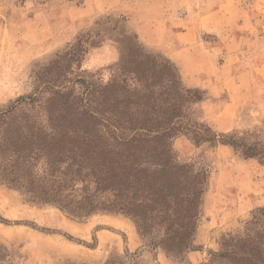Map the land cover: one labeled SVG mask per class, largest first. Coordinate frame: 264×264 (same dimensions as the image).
Masks as SVG:
<instances>
[{"label":"trees","instance_id":"trees-1","mask_svg":"<svg viewBox=\"0 0 264 264\" xmlns=\"http://www.w3.org/2000/svg\"><path fill=\"white\" fill-rule=\"evenodd\" d=\"M126 23L113 14L95 20L37 75L42 82L35 93L0 108V184L79 222L96 214L123 215L143 248L182 261L198 250L211 173L201 156L228 146L264 168V141L257 130L217 133L196 117L193 107L205 91L185 87L175 64L147 53ZM107 42L120 55L111 78L73 79V65L79 69L90 49ZM180 136L205 149L201 160H181L173 147ZM218 245L208 252V264H264V208L254 210L241 229L221 235ZM125 251L103 264H139L126 260ZM15 256L0 244V264H15Z\"/></svg>","mask_w":264,"mask_h":264},{"label":"rangeland","instance_id":"rangeland-1","mask_svg":"<svg viewBox=\"0 0 264 264\" xmlns=\"http://www.w3.org/2000/svg\"><path fill=\"white\" fill-rule=\"evenodd\" d=\"M227 1L231 4L235 1L245 10L249 8L253 17L264 11L260 0ZM81 3V0H0V108L19 97L35 93L42 82L37 79L42 69L73 43L79 33L92 28L100 17L123 15L127 19L128 30L135 33L129 27L127 15L117 11L103 12L82 20L73 19L68 13ZM216 3L218 0H199V10L207 13L216 7ZM262 26L253 35L259 41L256 51L249 52L252 46L247 40L241 52V58L246 62L250 59H256L258 63L264 60ZM215 36L223 39L228 34L209 37L213 39ZM138 41L147 53L164 56L161 51L143 44L139 38ZM119 58L117 46L107 42L99 48L90 49L79 69L74 64L71 77L77 79L84 76L90 81L105 83L111 78ZM255 86L254 105L249 103L244 107L237 125L231 130H215L217 133L257 130V138L264 141V116L258 113L264 107V81ZM225 100L227 98L223 97L213 103L218 105ZM199 104L193 107L194 113L207 122ZM231 127L232 123L220 124L222 129ZM173 147L185 162L201 160L199 156L205 150L196 149L186 136L176 138ZM231 150L218 145L201 156L210 163L211 173L202 198L198 223L201 230L195 237L198 250L187 253L182 261L171 260L162 251L143 248L135 225L123 215L96 214L79 222L51 205L28 203L20 193L2 184L0 244L16 254L15 264H66L67 261L103 264L111 256L125 257V250L128 251L126 260L135 259L139 264H208V252L218 250L221 235L241 229L254 210L264 208V176L260 175L264 168L255 164L248 167L242 162L244 159ZM207 224L209 227H206Z\"/></svg>","mask_w":264,"mask_h":264},{"label":"crops","instance_id":"crops-1","mask_svg":"<svg viewBox=\"0 0 264 264\" xmlns=\"http://www.w3.org/2000/svg\"><path fill=\"white\" fill-rule=\"evenodd\" d=\"M81 1L68 13L75 20L108 11L127 15L129 27L139 40L161 51L174 63L186 86L205 91L207 98L199 105L205 120L217 132L231 130L237 125L244 107L249 103L254 105L255 85L264 81V60L258 63L256 59H250L246 62L241 58V52L247 40L252 46L249 52H255L256 46H259L253 35L258 33L264 22V11L253 17L249 8L245 10L235 1L231 4L227 0H218L214 4L216 7L207 13L199 10V0ZM260 1L264 5V0ZM222 33L228 36L223 39L209 37ZM223 97L227 98L223 103H213ZM258 113L264 116V107ZM222 122L232 123V127L222 129ZM222 147L231 150L228 146ZM242 162L248 167L253 164L260 167L255 160ZM260 175L264 176V170L260 171ZM209 226L212 225L209 223ZM200 230L201 227L197 229V235Z\"/></svg>","mask_w":264,"mask_h":264}]
</instances>
